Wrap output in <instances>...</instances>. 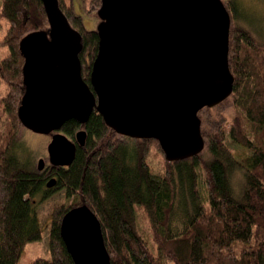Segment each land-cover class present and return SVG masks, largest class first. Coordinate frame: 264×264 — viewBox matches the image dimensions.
I'll use <instances>...</instances> for the list:
<instances>
[{
	"label": "trees",
	"instance_id": "obj_1",
	"mask_svg": "<svg viewBox=\"0 0 264 264\" xmlns=\"http://www.w3.org/2000/svg\"><path fill=\"white\" fill-rule=\"evenodd\" d=\"M91 2L101 7V0ZM60 4L83 35V77L91 85L99 34L86 28L72 5ZM226 5L233 20L235 116L209 135L201 155L169 162L158 141L121 136L94 111L86 125L71 120L61 131L72 139L87 132L74 163L40 171L17 152L25 64L20 44L28 34L48 30V17L42 0H2L0 25L8 30L0 52L8 55L0 54V78L8 91L0 98V264H19L27 246L42 241L38 199L59 191L68 203L52 214L51 259L32 264H75L61 227L81 205L100 219L113 264H264V40L236 0ZM112 134L116 139L104 145Z\"/></svg>",
	"mask_w": 264,
	"mask_h": 264
},
{
	"label": "water",
	"instance_id": "obj_2",
	"mask_svg": "<svg viewBox=\"0 0 264 264\" xmlns=\"http://www.w3.org/2000/svg\"><path fill=\"white\" fill-rule=\"evenodd\" d=\"M98 56L91 85L83 77V35L60 0H42L49 29L20 44L25 59L21 124L52 135L53 167H70L87 132L72 141L61 131L94 111L117 134L156 140L169 162L201 155L207 148L200 113L231 98L232 15L223 0H101ZM39 170L46 167L39 162ZM56 184L53 179L48 184ZM62 238L75 264H113L102 223L88 206L64 217Z\"/></svg>",
	"mask_w": 264,
	"mask_h": 264
},
{
	"label": "rangeland",
	"instance_id": "obj_3",
	"mask_svg": "<svg viewBox=\"0 0 264 264\" xmlns=\"http://www.w3.org/2000/svg\"><path fill=\"white\" fill-rule=\"evenodd\" d=\"M68 5H72L74 10L79 15L83 16L85 26L88 30H97L101 20L98 17V11L100 7L93 4L92 0H65ZM226 4L230 0H223ZM240 8L254 20L257 21V27L255 32L258 34L260 39L264 40V0H236ZM2 5V0H0V7ZM8 26L0 25V39L4 37L7 33ZM1 56L5 57L8 55L7 49H2L0 52ZM8 87L6 83L0 78V98L6 95ZM235 116V106L233 100L230 98L222 104L214 108H206L200 113V118L202 120V132L207 140L209 135L216 132L220 125L230 123ZM52 135H41L36 134L29 129L25 128L23 125L19 127V135L17 138V152L22 156L24 160L30 161L34 168L38 170L39 162L41 159L45 160L46 167L45 170L50 168L52 165L50 163V156L48 147L53 140ZM76 141V139H72ZM115 134L108 136V138L103 141L104 145L108 144L110 141L115 140ZM238 151L244 153L242 150ZM234 186L238 193L241 192L242 187V175L237 174L234 180ZM38 205V215L41 222V227L43 230V239L40 242L31 243L27 246L19 264H32L37 259H51L49 237L52 224V214L55 207L67 204L68 199H66L64 191H59L54 193L49 199L42 201L40 198Z\"/></svg>",
	"mask_w": 264,
	"mask_h": 264
}]
</instances>
